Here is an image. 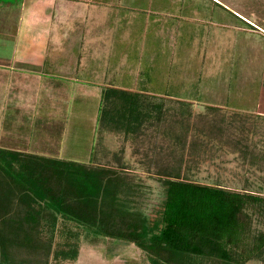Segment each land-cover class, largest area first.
<instances>
[{"label":"rangeland","instance_id":"obj_1","mask_svg":"<svg viewBox=\"0 0 264 264\" xmlns=\"http://www.w3.org/2000/svg\"><path fill=\"white\" fill-rule=\"evenodd\" d=\"M101 1L107 9L103 13L106 30L100 36L107 39L105 65L112 75L119 73L111 85L131 90L137 77L140 86L133 90L152 95L141 73L145 72L158 90L156 96L167 90L165 95L184 97L187 104L157 98L163 105V120L144 125L139 134H103L101 90L75 88L65 93L61 86L58 93L49 91L48 98L58 105L48 107L47 117L40 114L35 119L19 117L18 108L9 102L17 101L14 98L22 93L28 101L35 102L43 94L45 100V93L25 91L19 85L4 93L0 86V137L5 129L13 130L24 121L23 126L33 129L29 134L33 146L34 141L46 138L62 149L59 156L51 157L122 167L137 186L133 196L137 207L151 219L157 217L164 200L157 177L167 167H177V162L182 175L194 182L264 194V0ZM22 3L0 0V53L13 51ZM81 29L78 33H71L69 27L61 29L64 41H55L56 49L65 45L64 51L71 53V35L83 39ZM1 100L11 101L3 105ZM56 111L58 117L52 116ZM167 130L181 137L180 144ZM41 131L49 133L48 137ZM47 151L54 152L50 147ZM249 213L253 235L264 232V212L250 209ZM51 264L59 263L52 259ZM61 264L149 263L134 244L93 243L82 235L77 261Z\"/></svg>","mask_w":264,"mask_h":264},{"label":"trees","instance_id":"obj_2","mask_svg":"<svg viewBox=\"0 0 264 264\" xmlns=\"http://www.w3.org/2000/svg\"><path fill=\"white\" fill-rule=\"evenodd\" d=\"M160 99L107 88L102 132L134 134L163 114ZM132 133V134H133ZM164 200L155 219L133 196L123 168L0 148V264L75 262L81 237L136 245L149 264L264 262V232L253 235L250 209L264 194L201 184L162 170Z\"/></svg>","mask_w":264,"mask_h":264},{"label":"crops","instance_id":"obj_3","mask_svg":"<svg viewBox=\"0 0 264 264\" xmlns=\"http://www.w3.org/2000/svg\"><path fill=\"white\" fill-rule=\"evenodd\" d=\"M22 2L20 26H18V33L14 39L13 51L10 53H0V86L4 89V93L9 92L12 87L19 85V88H25V91H36L40 95L41 93H45L47 98L42 100L43 94L37 96L35 102L28 101V99H24V94L21 92L22 96L20 98H14L17 101L9 102L11 100H1L3 105L9 102L15 108H18L17 115L19 117L25 118L28 115L35 116L36 119L40 114L43 116L49 115L47 113L48 107H56L58 105L57 102H51V99L48 98L51 96L48 93H50L49 91H56L58 93L61 86L64 88L61 90L65 93L75 90V88L77 90L91 88L92 90H101L102 92L107 88H117V86L114 87L111 84L117 80L119 71L116 70L118 74L112 75L109 72L111 70H107L105 65L106 55L104 49L107 46V39H102L100 36L106 30L103 13H106L107 9L106 5L101 3V0H90L87 3L85 0H22ZM76 11L83 12L76 15ZM56 20H59V22H56ZM64 27H69L71 33L73 31L78 33L82 30L81 28L84 29L82 34L83 39H77V37L74 38L71 35V44L68 43L69 45H74L71 48V53L64 51L65 45L60 51L55 47L57 45H55V41H64V36L61 32V29ZM93 34H96L97 40L93 37ZM1 37L9 39L6 35H2ZM78 44L80 45L77 52L76 45ZM91 61H98V64ZM135 68L133 66V69ZM33 73H36L34 78ZM141 73L145 75L147 80L145 86L152 89L150 92L152 95L150 96L156 98L170 97V99H175L178 105L184 106L187 104L184 103L186 102L184 97L165 95L168 92L167 90L162 95L156 96L154 93L158 90L152 87L149 73ZM130 75L132 74L130 73ZM135 81V87L133 86V88L140 86V80L137 77ZM133 88L125 90L136 92ZM171 92H176V90H172ZM27 109H30L32 112L29 113ZM56 114L52 116L58 117L59 113L57 111ZM163 116L162 114L160 117H153L146 124H150V122L154 123L155 120L159 122L164 119ZM20 124V127L13 130L5 129L3 131V138L0 137V148L46 157L60 155L62 149L56 147V143L54 144L45 140L46 138L39 140L41 144L38 140L34 141L35 144L33 146L31 144L32 139L29 136L33 129L23 126L25 124L24 121L20 122ZM36 124L38 123L35 121ZM42 133L45 137H48L49 133ZM106 133L108 132L103 134ZM166 134L169 137L175 138L177 144H180L181 137L179 135L173 136L176 132H169L167 130ZM114 135H121V133H115ZM49 147L51 151H54L53 153L47 151ZM175 164L177 167L174 168L182 172L181 163L177 162ZM167 168V170H171V168ZM210 185L222 186L220 184Z\"/></svg>","mask_w":264,"mask_h":264}]
</instances>
